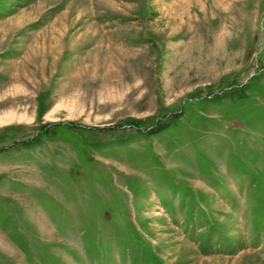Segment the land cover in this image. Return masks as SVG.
I'll return each instance as SVG.
<instances>
[{"label":"rangeland","instance_id":"rangeland-1","mask_svg":"<svg viewBox=\"0 0 264 264\" xmlns=\"http://www.w3.org/2000/svg\"><path fill=\"white\" fill-rule=\"evenodd\" d=\"M0 264H264V0H0Z\"/></svg>","mask_w":264,"mask_h":264},{"label":"bare ground","instance_id":"bare-ground-1","mask_svg":"<svg viewBox=\"0 0 264 264\" xmlns=\"http://www.w3.org/2000/svg\"><path fill=\"white\" fill-rule=\"evenodd\" d=\"M183 1V0H182ZM185 2V1H184Z\"/></svg>","mask_w":264,"mask_h":264}]
</instances>
